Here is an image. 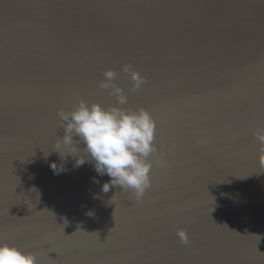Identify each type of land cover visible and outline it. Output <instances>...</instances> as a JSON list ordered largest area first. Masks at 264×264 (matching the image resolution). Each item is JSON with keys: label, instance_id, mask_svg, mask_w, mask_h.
<instances>
[{"label": "water", "instance_id": "1", "mask_svg": "<svg viewBox=\"0 0 264 264\" xmlns=\"http://www.w3.org/2000/svg\"><path fill=\"white\" fill-rule=\"evenodd\" d=\"M108 68L166 152L140 203L90 163L49 167L58 109L116 103ZM262 127L264 0H0V240L38 264H264Z\"/></svg>", "mask_w": 264, "mask_h": 264}, {"label": "clouds", "instance_id": "2", "mask_svg": "<svg viewBox=\"0 0 264 264\" xmlns=\"http://www.w3.org/2000/svg\"><path fill=\"white\" fill-rule=\"evenodd\" d=\"M120 72L129 81V93L138 92L147 83L146 77L131 63L121 65ZM102 77L97 87L114 97L116 103L103 105L78 98L70 111L58 109L59 128L64 134L56 137L52 151L58 153L61 163L49 162V167L54 174L66 171L63 164L66 157L74 158V167L90 163L96 176L109 177L101 185L103 193L119 187L121 192L131 193L140 203L151 188L150 170L153 165L168 166L166 152L163 146L158 147L154 142L156 122L151 114L142 107H123L128 104V96L115 82L118 72L108 68L102 71ZM252 134L259 142V164L264 168V127ZM80 144L83 148L78 147ZM96 176L91 178L92 182L100 183ZM176 235L181 243H188L183 229L177 228ZM0 264L38 262L34 253L24 252L0 240Z\"/></svg>", "mask_w": 264, "mask_h": 264}, {"label": "snow or ice", "instance_id": "3", "mask_svg": "<svg viewBox=\"0 0 264 264\" xmlns=\"http://www.w3.org/2000/svg\"><path fill=\"white\" fill-rule=\"evenodd\" d=\"M49 244L47 240L43 239V238H37V242H36V248L38 250H40L43 254L47 255V252L50 251V249H45L44 245L45 244Z\"/></svg>", "mask_w": 264, "mask_h": 264}]
</instances>
